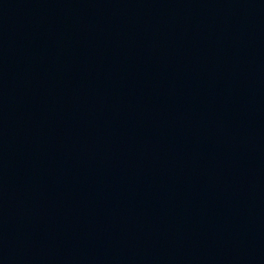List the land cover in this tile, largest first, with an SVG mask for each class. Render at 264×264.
<instances>
[{"label": "water", "instance_id": "95a60500", "mask_svg": "<svg viewBox=\"0 0 264 264\" xmlns=\"http://www.w3.org/2000/svg\"><path fill=\"white\" fill-rule=\"evenodd\" d=\"M0 264H264V0H0Z\"/></svg>", "mask_w": 264, "mask_h": 264}]
</instances>
